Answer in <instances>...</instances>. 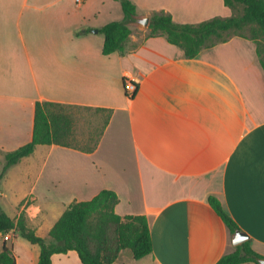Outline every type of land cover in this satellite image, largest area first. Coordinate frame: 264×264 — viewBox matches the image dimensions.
Returning <instances> with one entry per match:
<instances>
[{"label": "crops", "instance_id": "0c3cea01", "mask_svg": "<svg viewBox=\"0 0 264 264\" xmlns=\"http://www.w3.org/2000/svg\"><path fill=\"white\" fill-rule=\"evenodd\" d=\"M132 1L128 52L105 55L99 29L125 19L118 0H0V197L14 199L0 209L12 218L24 211L28 226L49 236L69 204L112 190L116 213L149 221L153 253L137 261L216 264L234 245L210 204L215 197L264 255V69L257 44L233 36L188 58L163 36L147 38L148 28L136 21L164 11L177 23H200L230 17L233 9L224 0ZM127 76L137 81L132 96ZM37 101L110 118L93 150L39 145L1 177L6 153L32 140ZM5 244L16 264H38L40 247L17 232L10 240L0 236V253ZM134 260L124 250L115 264ZM52 261L83 264L76 251Z\"/></svg>", "mask_w": 264, "mask_h": 264}, {"label": "trees", "instance_id": "16d2710c", "mask_svg": "<svg viewBox=\"0 0 264 264\" xmlns=\"http://www.w3.org/2000/svg\"><path fill=\"white\" fill-rule=\"evenodd\" d=\"M125 13L122 21H112L102 26L99 32L105 37L103 53L126 54L132 29L128 20L137 15V6L132 0H118ZM233 9L230 17H214L200 23H177L167 12L151 14L147 38L163 36L169 43L182 48L188 58L197 57L204 49L228 41L233 36L253 40L257 44V54L264 69V0H224ZM241 9V10H239ZM248 31V34L244 32ZM87 32H90L88 30ZM62 103L37 101L32 140L8 152L1 177L22 159L32 155L39 145H60L77 148L73 143L74 121L65 112ZM104 110V109H103ZM108 113L97 145L108 124ZM94 147L89 148L93 150ZM210 204L221 216L231 234L240 230L234 219L225 211L221 202L210 197ZM119 197L116 192L102 190L94 198L75 201L55 223L47 238L39 236L28 226L26 213L18 218L10 217L0 209V236L15 231L22 238L40 247L38 264H53L55 254L76 251L83 264H115L119 254L130 250L134 259L140 260L153 253V241L149 221L145 215L121 216L116 213ZM264 255L251 246V241L234 246V250L224 255L216 264L257 263ZM0 264H16V258L5 244L0 253Z\"/></svg>", "mask_w": 264, "mask_h": 264}, {"label": "rangeland", "instance_id": "374dc122", "mask_svg": "<svg viewBox=\"0 0 264 264\" xmlns=\"http://www.w3.org/2000/svg\"><path fill=\"white\" fill-rule=\"evenodd\" d=\"M136 26L140 28H148V26L146 27V25H143L139 21H136ZM244 33L249 35L248 31H245ZM65 112L68 113L74 121V145L82 149H89L93 147L104 128L105 122L108 117V112L98 109L96 110L75 106L67 107L65 109ZM2 164H4V161L2 162ZM11 200L13 201L14 199L0 197V202L2 204H5L4 206H7L8 202ZM40 234L44 237L48 236V233H44V231ZM8 245L11 246L12 242H8ZM129 264L142 263L137 260H134Z\"/></svg>", "mask_w": 264, "mask_h": 264}, {"label": "water", "instance_id": "95a60500", "mask_svg": "<svg viewBox=\"0 0 264 264\" xmlns=\"http://www.w3.org/2000/svg\"><path fill=\"white\" fill-rule=\"evenodd\" d=\"M149 22H150V18L149 17H145L143 19L140 20V23H142L143 25L149 26ZM94 32H98V29H95ZM249 240V236L247 235V233H245L242 230H237L233 235H232V243L234 246L240 245L242 243H244L245 241ZM257 263L258 264H264V258H258L257 259Z\"/></svg>", "mask_w": 264, "mask_h": 264}, {"label": "built area", "instance_id": "2783aa9c", "mask_svg": "<svg viewBox=\"0 0 264 264\" xmlns=\"http://www.w3.org/2000/svg\"><path fill=\"white\" fill-rule=\"evenodd\" d=\"M85 0H76L77 4H82L84 3ZM136 78L132 77V76H127V78L125 79V91L127 93L128 96H132L136 90ZM13 231V230H12ZM12 231H9L7 233H5V240H10L11 239V233Z\"/></svg>", "mask_w": 264, "mask_h": 264}]
</instances>
